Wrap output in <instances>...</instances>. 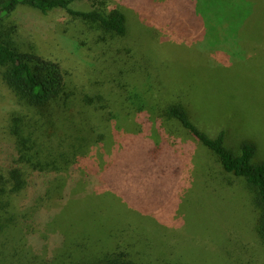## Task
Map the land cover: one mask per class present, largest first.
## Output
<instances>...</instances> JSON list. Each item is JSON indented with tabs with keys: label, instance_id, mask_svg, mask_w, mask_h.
I'll return each mask as SVG.
<instances>
[{
	"label": "rangeland",
	"instance_id": "1",
	"mask_svg": "<svg viewBox=\"0 0 264 264\" xmlns=\"http://www.w3.org/2000/svg\"><path fill=\"white\" fill-rule=\"evenodd\" d=\"M147 1L113 0L110 8L121 6L126 13L127 32L105 41L96 28L60 9L44 15L19 6L2 19L18 46L61 63L70 103L57 110L60 118L41 144L44 153H67L66 164H51L59 189L53 186L50 203L46 197L34 203L33 221L26 214L14 220L18 229L3 235L0 264H108L120 253L134 264H264L254 187L226 173L213 152L165 114L170 106H181L209 137L223 131L224 146L234 154L242 143H253L252 162H264V0H254L248 29L255 32V44L249 50L236 48L233 23L217 25L227 27L217 32L220 41L176 39L167 19L156 21L154 3ZM176 1H165L169 17L187 14ZM74 7L86 9L87 1ZM237 13L235 7L219 11L221 20ZM186 25L176 27L183 31ZM61 105L62 100L55 108ZM23 109L0 82V139L10 135L11 114L32 121L35 114ZM74 137L81 147H73ZM155 144L166 148L157 152L155 168L169 172L157 178L142 169L147 160L142 149ZM79 160L88 178L71 184L70 169ZM151 201L159 205L152 219L131 210ZM122 221L140 235L111 256L88 258L83 235L105 239ZM159 224L178 231L177 245L145 243L143 236L163 228ZM160 247L171 248V254ZM174 247L183 249L186 260L174 257Z\"/></svg>",
	"mask_w": 264,
	"mask_h": 264
},
{
	"label": "trees",
	"instance_id": "2",
	"mask_svg": "<svg viewBox=\"0 0 264 264\" xmlns=\"http://www.w3.org/2000/svg\"><path fill=\"white\" fill-rule=\"evenodd\" d=\"M79 1L83 0H0V82L10 90L15 102L26 108L27 112L23 109L24 113L28 114V111H31L33 115L37 116L34 115L29 123L25 122L22 113H16V116L11 114L9 126L12 132L9 131V136L0 139V218H5V220L0 221V250L4 248L2 238H6V236L3 235L17 232L19 223L14 220L20 219L21 214L23 216L26 214L27 218H31L30 221H33L36 206L34 203L37 204V201L44 200L45 197V200L48 199L46 201L50 203L53 186L59 189L54 178L55 173L53 170L55 168L52 166H58V161L66 164L67 161L64 159L67 153L63 151L44 153L41 144L45 138H50L49 128L53 129L55 119L60 118V113L57 110L61 111V107L67 108L70 103L67 100L70 96L66 90L68 86L66 70L62 68L61 63L56 59L43 57L33 49H24L18 46L12 34L2 24V19L11 16L19 6L34 8L44 15L60 9L96 28L101 33L98 38L101 37L103 41L107 37L112 39L115 36L126 34L128 19L123 7L110 8L113 0H85L87 1V8L78 9L74 5ZM161 1L162 3L155 0H148L147 2L154 3L155 10L152 11L156 12V21L161 22L163 19H167L166 24L176 33V39L185 38L189 42L199 43L207 41V44H209L211 41L220 39L217 33L219 30L225 33L227 29V27L217 29L218 24V27H220V24L231 26L233 23L231 31L236 48L249 50L255 44L252 43V35L255 32L252 33L248 29L251 27L252 14L255 8L254 0H178L176 1L177 7L179 10L184 9L183 11L187 14L178 11L175 17H169V13H167L170 10L168 7L171 6L170 3L167 4L166 0ZM139 5L142 9L144 7L146 9V6L141 2ZM201 7L206 8L203 10ZM231 7H235L236 12L239 13L235 14L233 18L221 20L219 11ZM179 13H182L180 15H183L184 18L179 19ZM184 23L188 24L184 29L187 32L184 30L178 31L176 26ZM144 26L149 28L150 25L144 23ZM210 48L213 49L211 45ZM60 100L63 101V105L58 106L56 109L55 103L57 104ZM165 114L176 119L194 139L213 152L226 173L243 177L249 185L254 187L257 204L261 209L258 229L264 240V162H252L256 150L255 145L247 142L242 143L240 153L236 155L224 146L223 131L219 132L216 137H209L192 123L188 113L181 106L172 105L165 111ZM33 126L35 127L31 130ZM69 141L75 143L74 148L75 146L78 148L82 146V141L78 137L71 138ZM159 145L155 144L142 149V154H145L147 159L144 160L146 164L143 165L142 169L144 170L146 167L147 170L144 171L153 173L152 175L156 174V178L169 173L166 169L161 171L155 168L158 158L157 152L161 151L162 148L166 152V148ZM164 154H162V157L167 156L166 153ZM84 167L85 164L82 161L74 162L70 169L69 183L79 184L82 182L81 178H86L87 181L88 175H86ZM105 168L108 169L106 166ZM99 175L101 176V174ZM143 177L145 178V175ZM144 178H142L143 183L147 182V179ZM45 205L47 204L45 203ZM157 206L159 205L151 201L149 204L146 203V206H142L143 208L131 205V210L135 209L141 214L151 216L152 219L154 217L153 211ZM220 206L217 207V210ZM162 227L151 229V232L147 230L150 234L142 235L144 239L147 237L145 243L148 246L157 248L158 243L162 242L163 244L165 242L178 244L177 240L180 237L178 231L172 232L165 229L166 226ZM106 235L107 238L105 239H93L88 233L83 235L84 238H81V241L89 252L88 258L95 260L96 257L101 256H96L97 253H101L103 256L113 254V252L120 250L128 239L140 234L138 231L133 232L129 224L122 221L120 226L109 229ZM159 249L165 254H171V248L160 247ZM179 250L183 252V249L174 247V257L186 260ZM112 258L108 264H134L122 253L114 255ZM207 259L205 262H207Z\"/></svg>",
	"mask_w": 264,
	"mask_h": 264
}]
</instances>
